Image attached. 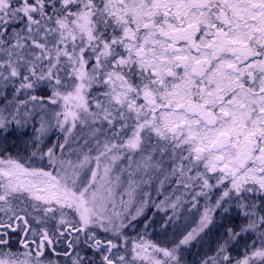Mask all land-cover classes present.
<instances>
[{"label":"snow or ice","instance_id":"6c2138e0","mask_svg":"<svg viewBox=\"0 0 264 264\" xmlns=\"http://www.w3.org/2000/svg\"><path fill=\"white\" fill-rule=\"evenodd\" d=\"M0 264H264V0H0Z\"/></svg>","mask_w":264,"mask_h":264}]
</instances>
